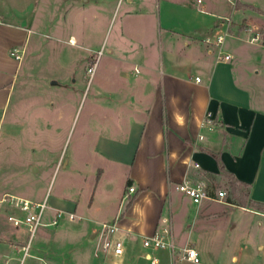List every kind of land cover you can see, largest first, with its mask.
I'll return each instance as SVG.
<instances>
[{"label":"crops","instance_id":"crops-1","mask_svg":"<svg viewBox=\"0 0 264 264\" xmlns=\"http://www.w3.org/2000/svg\"><path fill=\"white\" fill-rule=\"evenodd\" d=\"M119 4L120 27L93 75L86 74L88 86L78 87L74 71L73 84L69 75L50 83L65 97L63 110L81 104L87 89L79 152L0 157V199L13 194L46 201L44 223L63 212V225H45L34 235L26 264H149L148 253L159 264H264V211L232 195L211 154L250 185L249 200L264 203V0H0V123L27 125L29 114L42 122L54 107L41 99L45 85L24 82L16 90L31 35L58 38L67 26L80 28L78 37L91 41L87 50L95 52L96 38L89 36ZM86 12L83 27L78 19ZM77 39L71 33L67 42L76 45ZM207 111L220 122L215 130L202 124ZM53 165L69 169L74 182L53 196L48 187L38 197L19 192L31 173ZM185 180L207 197L195 203L177 188ZM11 213L19 214L0 204V264H17L16 248L28 236L25 226L7 221ZM165 216L172 218L176 247L194 246L200 262L143 246ZM115 220L125 252L99 262L94 232Z\"/></svg>","mask_w":264,"mask_h":264},{"label":"rangeland","instance_id":"rangeland-1","mask_svg":"<svg viewBox=\"0 0 264 264\" xmlns=\"http://www.w3.org/2000/svg\"><path fill=\"white\" fill-rule=\"evenodd\" d=\"M121 2L122 0H120V3ZM82 14L80 19H78L79 21H77L81 23L83 27H86V20L89 18L90 13L86 12ZM83 19L86 20L82 21ZM120 21L121 12L119 4L115 8L110 19L104 18L96 24L94 35H86V38H88V36L89 38H96L94 42L95 45L97 43L98 46L95 52L87 50L88 47H94L91 46V41L84 38L81 40L78 37L80 36V28L74 29L67 26L63 32L60 31L58 34H55L58 38H56V36L40 37L36 34L31 35L22 62V68L19 72L16 90L19 91L23 89L24 86H22V84H24V82L27 84L29 82L35 83V89L40 85H45L48 87V90L41 94V99L45 100L48 98L51 105L54 104V107L42 117V122H36L37 120L29 113V115H26L23 119L27 122V125H19L18 123L11 124L7 120H5L4 123L1 122V159L7 156V154H10L12 157L15 156L16 159H18L19 155H17V152H52V159L60 152H62V155L65 154L66 156H68L70 152H79L80 145L83 144L79 141L82 139L83 134L86 135L84 121L86 123L87 89L83 95L81 104L77 105L71 102L69 109L64 108L63 110L62 107H65L66 104L62 99L65 97H63L64 95L59 91V87L51 86L50 83L58 79L62 80L67 75L70 76L74 71L80 74L76 82L78 87L83 88L87 85L88 76L85 73L86 69L94 60L98 61L108 50V41L119 29ZM71 33L77 35L78 39L76 45H71L67 42V38ZM73 78L74 76L71 75L68 83L73 84V82H71ZM14 98L17 99L18 97L14 96ZM71 105L75 106L74 110ZM60 109L63 110V114L59 113ZM15 152L17 154H13ZM2 169L6 171L7 174L14 175L12 168H10L11 171H9L6 165H4ZM13 169L15 170L14 167ZM31 172H34L33 167H31ZM31 176V179L26 181L23 186L18 187V189L20 193L34 195L33 197L41 195L47 187L48 195L51 194V196H53L57 194L59 190L62 191L70 182H74V174L70 173L69 169H64L61 166L55 169V165L44 174L41 171L37 174L31 173ZM81 198L80 196L76 199L81 200ZM80 200L79 202L82 203ZM60 220L58 221V225L56 224L57 226L50 228L55 229L65 223L63 220ZM5 224L6 229L12 228L10 224L7 225L6 222ZM63 239L64 238H61L60 242H62Z\"/></svg>","mask_w":264,"mask_h":264},{"label":"built area","instance_id":"built-area-1","mask_svg":"<svg viewBox=\"0 0 264 264\" xmlns=\"http://www.w3.org/2000/svg\"><path fill=\"white\" fill-rule=\"evenodd\" d=\"M201 1V0H199ZM261 36L256 35V39ZM223 36L219 37L218 42H222ZM11 55L17 60L21 58L16 49L11 50ZM226 59L228 55L224 56ZM96 60L86 69V74L91 77L93 75ZM203 126L209 130H215L220 126L219 120L216 118L212 111L205 113ZM200 138H204L203 135ZM177 188L190 196L195 203H200L207 193L201 186L192 184L189 180L180 183ZM129 192H134L135 187L130 186ZM220 197H225L226 192L220 191ZM0 204H7L19 212V214L11 213L7 215V221L14 227L25 226L27 228L28 236L26 242L16 248L18 254L17 264H26V259L31 256V243L34 235L38 230L45 225H56L62 218V211H55L48 223H44L45 210L47 208L46 201L36 202L24 197L13 194H8L0 199ZM70 220L75 218L73 213L67 214ZM120 227L118 221L103 222L94 232V257L97 261L102 262L108 256H122L125 252L124 239L118 236ZM143 246L151 249L168 248L171 250L175 259H187L193 262H200V256L194 246H187L185 248H177L173 239L172 218L165 216L162 218L160 228L151 236H147L143 240ZM149 264H159V258L150 253L146 254ZM174 259V260H175ZM176 261V260H175ZM43 264H47L43 262Z\"/></svg>","mask_w":264,"mask_h":264},{"label":"trees","instance_id":"trees-1","mask_svg":"<svg viewBox=\"0 0 264 264\" xmlns=\"http://www.w3.org/2000/svg\"><path fill=\"white\" fill-rule=\"evenodd\" d=\"M211 154L217 159L222 175L229 179L230 191L232 195L236 196V198L241 200L245 205L248 204L250 207L257 209L258 211H264V203L249 200L251 191L250 185L241 182L232 172L228 171L218 153L211 152Z\"/></svg>","mask_w":264,"mask_h":264},{"label":"water","instance_id":"water-1","mask_svg":"<svg viewBox=\"0 0 264 264\" xmlns=\"http://www.w3.org/2000/svg\"><path fill=\"white\" fill-rule=\"evenodd\" d=\"M53 84H55L56 82H52Z\"/></svg>","mask_w":264,"mask_h":264}]
</instances>
